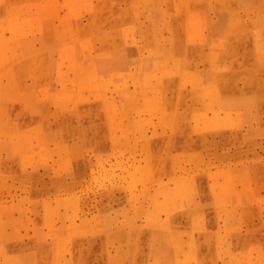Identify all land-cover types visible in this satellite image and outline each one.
Returning <instances> with one entry per match:
<instances>
[{"label":"rangeland","instance_id":"1","mask_svg":"<svg viewBox=\"0 0 264 264\" xmlns=\"http://www.w3.org/2000/svg\"><path fill=\"white\" fill-rule=\"evenodd\" d=\"M0 264H264V0H0Z\"/></svg>","mask_w":264,"mask_h":264},{"label":"bare ground","instance_id":"2","mask_svg":"<svg viewBox=\"0 0 264 264\" xmlns=\"http://www.w3.org/2000/svg\"><path fill=\"white\" fill-rule=\"evenodd\" d=\"M151 105H154V104H151ZM17 132V131H16ZM20 132V131H19ZM168 137V136H167ZM186 159V158H185ZM190 160H192V159H190ZM191 162V161H190ZM259 184V183H258ZM256 186H258V185H256ZM48 204H50V203H48ZM14 206V205H13ZM50 206V205H49ZM17 209V208H16Z\"/></svg>","mask_w":264,"mask_h":264}]
</instances>
